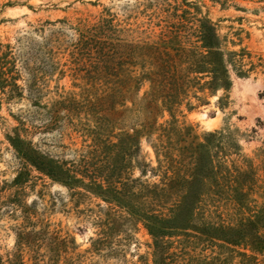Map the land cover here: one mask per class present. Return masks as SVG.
<instances>
[{
	"label": "rangeland",
	"instance_id": "374dc122",
	"mask_svg": "<svg viewBox=\"0 0 264 264\" xmlns=\"http://www.w3.org/2000/svg\"><path fill=\"white\" fill-rule=\"evenodd\" d=\"M202 19L225 53L255 68L239 77L231 66L227 90L193 89L171 116L150 113L149 63L164 48L199 45ZM0 79V264H157L142 215L168 217L176 197L161 191L174 165L167 156L180 157L158 154L161 124L175 122L187 142L220 133L210 148L219 176L239 168L256 180L243 207L206 199L196 222L236 226L264 203V0H0ZM16 136L78 182L25 162ZM93 179L122 197H103ZM194 229L165 237L164 264H238L240 248L220 251ZM256 258L264 264V252Z\"/></svg>",
	"mask_w": 264,
	"mask_h": 264
},
{
	"label": "trees",
	"instance_id": "16d2710c",
	"mask_svg": "<svg viewBox=\"0 0 264 264\" xmlns=\"http://www.w3.org/2000/svg\"><path fill=\"white\" fill-rule=\"evenodd\" d=\"M195 34L196 42L199 45L189 48L180 47L175 54L164 48L158 51L159 57L153 63H149L146 75L149 78L150 89L142 103L145 108L150 109V113L151 111H166L171 116L181 98L193 89L201 93L208 91L209 94L215 93L219 89L227 90L231 86L229 74L231 66L236 69L235 74L239 77H246L255 68L250 63L249 69H243L242 61L235 59L237 54L234 52L225 53L222 50L214 25L208 19L199 21ZM131 81V78L127 79L128 83ZM14 86L16 89L17 86ZM11 92L12 90H10ZM156 123L157 121H155ZM175 124V122H170L165 126L160 125L162 139L158 141L157 151L159 155L163 156L180 155L179 159L167 156V160L173 162L174 165L171 164V169H169L171 175L165 177V187L161 189L162 192L172 191L176 199L170 207L168 217L142 215V218L148 223L147 230L153 239L158 262L165 263L167 250L165 237L173 235L175 232L186 233L194 226L199 240L218 246L220 251L229 249L230 252H234V249L229 246L240 248L239 251H236L237 255L241 257L238 264H256V254L264 252V232H261L264 230V203L256 213L242 218L236 226L211 224L206 219H200L198 222L195 220L199 204L206 199L211 201L213 198L226 197L230 202L243 207L242 205L249 200L252 192L251 187L255 185L256 180L252 176L253 174L249 182L247 170L236 168V170L234 169L235 175L231 176L228 173L224 180L223 174L219 176L220 171L213 163L212 150H210L220 133L208 132L201 142H187L183 128ZM140 126L147 130L150 128V123ZM132 131V135L126 133L125 136L133 147L130 153L135 154L139 151V141H135L133 144V140L140 132L136 129H132ZM9 140L24 161L33 165L38 171L53 179H61L66 185L78 182L68 174L60 173L59 167L51 161L39 157L34 150L23 148L22 141L18 136L9 137ZM104 145L107 149H115L113 153L116 154L117 144L107 141ZM231 177L232 179H230ZM93 180L91 181L94 185L92 187L96 191L99 190L103 197L111 196L115 200L122 197L121 192L115 189L112 183H108L107 187L103 188L102 183H96V179ZM20 240L19 248H22L25 244L23 237ZM217 261L218 264L226 262L225 258Z\"/></svg>",
	"mask_w": 264,
	"mask_h": 264
}]
</instances>
